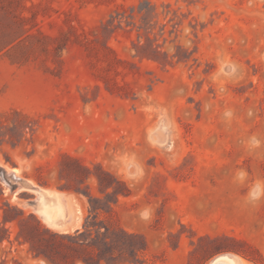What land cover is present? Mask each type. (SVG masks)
Instances as JSON below:
<instances>
[{"label": "rangeland", "instance_id": "1", "mask_svg": "<svg viewBox=\"0 0 264 264\" xmlns=\"http://www.w3.org/2000/svg\"><path fill=\"white\" fill-rule=\"evenodd\" d=\"M221 255L264 264V0H0V264Z\"/></svg>", "mask_w": 264, "mask_h": 264}, {"label": "bare ground", "instance_id": "2", "mask_svg": "<svg viewBox=\"0 0 264 264\" xmlns=\"http://www.w3.org/2000/svg\"><path fill=\"white\" fill-rule=\"evenodd\" d=\"M15 170L9 171L5 174L9 182L17 185L20 190L32 191L38 194V200L36 202V210L40 214L42 220L53 228H61L64 225V217L62 213V207L58 202V197L48 190L41 189L31 182L20 179L16 176ZM3 174V173H2ZM19 176V175H18ZM210 264H239L233 256L221 255L211 261Z\"/></svg>", "mask_w": 264, "mask_h": 264}, {"label": "trees", "instance_id": "3", "mask_svg": "<svg viewBox=\"0 0 264 264\" xmlns=\"http://www.w3.org/2000/svg\"><path fill=\"white\" fill-rule=\"evenodd\" d=\"M23 214V213H22ZM5 221H8V220H5ZM39 255H41V254H37V256H39Z\"/></svg>", "mask_w": 264, "mask_h": 264}]
</instances>
